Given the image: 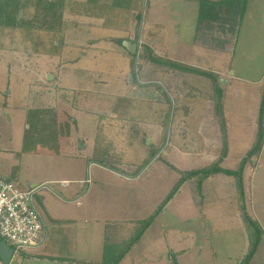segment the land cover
<instances>
[{
	"label": "rangeland",
	"instance_id": "obj_1",
	"mask_svg": "<svg viewBox=\"0 0 264 264\" xmlns=\"http://www.w3.org/2000/svg\"><path fill=\"white\" fill-rule=\"evenodd\" d=\"M127 1V8L139 4L137 0ZM239 3L242 0H228L222 6L229 11L224 22L206 7L199 30L198 3L180 2L177 9L163 11L159 1L148 0L143 23L136 20L135 41L140 39L141 30L144 37L151 30L156 34L162 30L149 20H173L164 30L168 53L159 48L157 55L211 71L220 66L218 69L225 71L218 78L222 112L217 108L210 78L165 69L143 50L137 65L136 58L131 65V58L124 55V40L119 37L128 18H117L128 10L112 9L102 30L81 27L87 25V18L70 17L62 30L63 45L57 42L60 35L53 31L34 28L29 35L25 28H0V170H8L0 175L23 189L45 184L61 197L76 198L88 192L81 199L83 205L98 207V212L89 208L77 214L100 221L77 231V238L80 245H88L87 252L93 249L92 256L100 252L99 260L82 264H101L103 258L104 264H241L250 248L245 211L264 232V147L245 167L243 194L235 175L195 176L185 181L155 215L182 177L177 170L206 167L224 152L222 166L237 170L255 141L264 83L257 80L264 78V55L246 56V49H236L235 34L218 27L229 21L237 29ZM78 7L95 14L107 10L80 3ZM26 11L32 18L34 7ZM93 38L102 40L91 45ZM53 43L59 44L56 47ZM227 65L231 68L228 72ZM64 93L73 99L70 105L63 103L67 97ZM78 99L84 104L75 102ZM55 107L69 109L65 116L77 118V125H71V137L62 138L61 131L56 130L62 116L50 113ZM35 123L48 129L41 132L43 138L25 143V130ZM105 145L110 151L107 162L115 170L102 171L87 159L92 148ZM97 156L105 158L103 154ZM63 180L69 184H62ZM34 200L46 218L37 195ZM49 203L55 205L53 200ZM71 204L68 212L73 214L76 204ZM152 214L153 224L125 255L138 226ZM124 219L137 223L133 228L126 226L125 232V221L107 230L108 221ZM105 241L110 245L104 246ZM118 258L121 261L115 263ZM12 264H17L16 260ZM251 264H264V233Z\"/></svg>",
	"mask_w": 264,
	"mask_h": 264
},
{
	"label": "crops",
	"instance_id": "obj_2",
	"mask_svg": "<svg viewBox=\"0 0 264 264\" xmlns=\"http://www.w3.org/2000/svg\"><path fill=\"white\" fill-rule=\"evenodd\" d=\"M73 1H77V0H73ZM85 1L86 0H84L82 2H85ZM106 1L107 2H105V1L101 2V6L103 8H105L106 6H109L112 2V0H106ZM137 1H139V4H137L139 6H137L136 2H135L134 4H131L130 8L125 9L128 11H122L124 15L123 14L117 15V18L119 21L121 20V18H124V17L128 18L127 23L125 24L126 26L124 28H122V31H121L122 34L119 36L120 39L124 40V41L129 40L132 42H139L140 41L139 53L142 50L144 51V53L146 52V49L144 47L145 45H150L152 51L156 55L158 54L159 48L161 49V51L165 50L168 53V48H167L168 41L166 39V38H168V35L166 33H164V30H167V27H168L167 24L170 25L173 22V20H171V18H168V20L167 19L165 20V18H163V19L159 18V20H156V21H150L149 20V22H151L152 25H158L162 28V30L160 29L159 31H157V34H156V31H154L155 32L154 33L151 30V31H149V34H147L146 37H144L145 33H143L141 30V32H140L141 34L139 36L140 39L138 41L134 40V38H135L134 34L136 32V29H137L136 20L140 17L139 21L142 20L141 22L143 23V19H142L144 17L143 12L145 11V7H147L148 0H145L146 4H144V6L142 5L143 0H137ZM155 1L160 2L161 9L163 11H167V10L171 11L174 7L177 9V7L180 5V2H183L186 4H193V3L199 4V2H197L195 0H155ZM211 1H221V0H211ZM245 1L246 2L243 4V5H245V7H244V9L241 8L238 19L236 20L239 23V24H237V29H235L233 27H230V28L228 27L225 30H228V33H230V34H232V33L235 34V37L237 39L236 43H235L236 44L235 47H236V49L239 48L241 52H242V48L246 49L248 51V52L245 51V53H244L246 56L249 55V53H252V55L253 54L264 55V0H245ZM198 4H197V10H198L197 19H198V23H199ZM109 9L110 8H108L107 11L103 12L102 14H97V13L95 14L92 11V13L77 14V15H72V16H75L77 18H81V20H83L85 18L88 19V22L86 23L87 25H82L81 27L87 26L88 28L102 30V29L106 28V26H107L105 18H106V16H108L109 12L111 11V9L110 10ZM101 16H103L104 19H102ZM171 17H172V15H171ZM137 25H138V23H137ZM81 27H80V29H81ZM88 31H90V30H88ZM64 40H65V37L63 39V42L61 43L62 45H63V43H65ZM90 40H91L90 42L92 43L91 45H95V43L102 40V38H93ZM55 45L57 47L58 44L55 43ZM124 48L126 49L127 53H131L129 50H127V48L125 46H124ZM126 52H124L125 53L124 55L127 58H131V60H132V55H134V54L131 53L132 55H128ZM157 56H160V55H157ZM134 57L136 58V55H134ZM166 59H169V58H166ZM169 60H172V59H169ZM172 61H175V60H172ZM176 62H178V61H176ZM179 63H182V62H179ZM185 64H187V63H185ZM131 65H132V61H131ZM162 66L167 67L165 69H172L171 67H168V66H164V65H162ZM192 67H194V66H192ZM214 67H215V65H214ZM161 68L162 67H160V69ZM218 68H220V66H216V69L214 71H211V70H207V71H210V72L216 74L217 76L219 75L218 76V78H219V77H222V75L225 71L223 70L224 72H222ZM225 69H227L226 72L231 70V68L228 65L225 67ZM203 70H206V69H203ZM232 74L236 75V72L233 71ZM263 75H264V72H263ZM238 78L242 79L239 76H238ZM263 79H264L263 76L261 78H259V80H257L258 84L263 83ZM242 80H245V79H242ZM82 108H83V106H82ZM72 121L74 122V124L77 125V118H73ZM82 147L85 148V145ZM94 151H95L94 148H92V153L90 154L91 156H88L87 159L89 161H91L92 164H94L93 166H98V168H100V170H102V171L103 170H109V167L104 166L102 164H99L94 160H91L93 157ZM81 158H83V157H81ZM0 172L1 173L8 172V170H6V168L5 169L3 168L2 170H0ZM2 176L9 179L8 176H6V175L4 176V174H2ZM62 184L67 185V184H69V181L63 180ZM37 185L38 184L32 185V187L36 189L34 196L37 195V199L40 201V205L45 208L46 216H47V217L45 216L46 218H44V222H45L44 237H43V239L39 245H37L35 247L22 249L21 251L15 252L13 254L12 259H11L9 264H12L13 262H15V260H16L17 264H82L84 262L90 263L94 259L99 260V258H97V257L99 256L100 249L95 256H92L91 252L93 251V249L91 252H87L88 245H87V248L84 245H80L81 241L77 238V231H81V230L86 229V227H89L87 224L90 222H94L95 220L100 221L99 218H94L93 216L83 217V216H79L77 214L78 211H80V210L85 211V210H88L89 208L95 209L98 212V207H95V208L93 206L90 207V206H88V204L85 206L83 205V202L81 199L82 198L84 199L85 196L88 194V192H86V194H83V195H78L76 198H74V197L68 198L67 196L66 197L58 196L52 188L46 186L45 184H43V186H39V185L37 186ZM89 188H88V190H89ZM43 190H47L48 193H51V194L55 195L56 197H54L53 195L47 196L48 193L44 192ZM52 197H53V199H52ZM54 198L55 199L57 198L60 201V203L56 202L54 200ZM52 200H53V203L55 205H51L49 203V201H52ZM71 203L76 204V211L73 214H70L68 212L70 210L69 205L73 206V204H71ZM82 205H83V207L79 208V206H82ZM124 221H125V223H124L125 227H124L123 232H125V229L127 230L126 226L133 228L134 225L137 223V220L126 221V219H124L123 221H113L114 223L111 221H108L110 223L106 225L107 230L110 229L111 227L115 226L116 222H124ZM150 226L145 230V232L142 234V236L140 237V239L136 243H134L128 250H125V252H126L125 255L131 251L133 246H136L139 243V241L145 235L146 231L150 228ZM137 230H138V228H137ZM107 232H106V237H107ZM108 235L111 236L110 231L108 232ZM112 241H113V239L109 242H112ZM130 242L131 241H129V243ZM106 245L109 246L110 244L105 241L104 246H106ZM128 246H129V244L127 245V247ZM104 253H105V251L103 249L102 253H101V257H104ZM93 257H96V258H93ZM118 261H121V259L120 260L118 259ZM100 263L101 264L105 263L104 258L101 259ZM0 264H4V262L2 261L1 258H0ZM108 264H110V262Z\"/></svg>",
	"mask_w": 264,
	"mask_h": 264
},
{
	"label": "trees",
	"instance_id": "obj_3",
	"mask_svg": "<svg viewBox=\"0 0 264 264\" xmlns=\"http://www.w3.org/2000/svg\"><path fill=\"white\" fill-rule=\"evenodd\" d=\"M195 1L199 2V23L197 26L198 30L201 28V21L203 20V15H204L207 8H210V12L213 11L212 12L213 15L215 13H218L216 15H219L220 17H222L221 21H223L225 19L226 14H228V12H229L228 9L222 7L224 4H226V1H228V0H221V1L195 0ZM230 1H234V0H230ZM245 2H246L245 0H242V3H239L240 8L244 9L245 5H243V4ZM79 3L83 4L85 6H88L87 8H94V9L95 8H101V9L103 8L101 6L100 0H86L85 2L73 1V0H0V28L2 30H4L5 28H7V29H9V28H11V29H23V28H25L29 35L32 34V29H34V28H37L38 30L42 29V30H46V31H53L54 33H58V35H60V37L58 38L57 41L58 42L61 41V43H62L63 42L62 30H64L65 27L68 26V23L71 21L70 17L72 15L87 14L88 13V11H86V10L81 11L79 9L81 7V6L78 7ZM128 3H129V1H127V0H112L111 4L109 6H106L105 8L106 9L110 8L111 10L112 9H124L125 10L127 8L126 5ZM66 4H70L73 7H70L68 9ZM31 6L34 7V13L31 16L32 18L27 17V13H26L27 8H29ZM105 8H103V9H105ZM93 13H94V11H93ZM223 22H221L218 25V27H222L223 30H225V28L231 27L229 21L227 22V25L224 24ZM139 24H140V21H139ZM53 46H56V45L53 43ZM144 47L146 49L147 57L152 62H154L156 64L168 66V67H171L172 69L180 70L183 72H189V73H193V74H198V75H202V76L210 78L213 82V86H214V90H215L214 92L216 93L214 95H215V98L217 100V108L219 109V111L222 112V95H221L220 87L218 86V76L216 74H214L210 71H207V70H203L201 68L192 67L191 65H188L185 63H179L176 61L166 59V58L161 57V56H157L152 51L150 45H145ZM127 54L132 55L131 53H127ZM134 58H135L134 55H132V66H134V60H135ZM263 82H264V79H263ZM64 94H67V93H64ZM63 99H64V97H63ZM72 101H73V99L69 97V94H67L66 100L64 99L63 103L70 105V103ZM78 101L81 102L82 100L78 99L75 102H78ZM80 104L83 105L84 102L82 101ZM72 107L73 106H71V108ZM51 111H50V113H52V114L55 113V115L58 117L62 116L61 118L58 119V122H57L59 129H56V130L61 131V133H59V135L62 138L65 136L71 137L73 134V132L71 131V125L74 122L72 121V118L70 119L68 116H65V115L70 114V112H69L70 110L69 109H63L62 111H60L59 109L56 108V109H53L54 112L53 111L51 112ZM221 115L222 114H220V116ZM56 116H54V117L56 118ZM39 126L40 125L35 123L32 126H29V128H27L25 130V137H24L25 143L27 141H30L33 139L39 140L40 138H43L41 135V132L45 133V129H48V126H46V127L42 126L41 128ZM42 128H44V129H42ZM58 140H59V136L57 137V141ZM68 143H70V142L68 141ZM28 144H30V143H28ZM37 144H39V143H37ZM42 144H46V142L42 143ZM57 144L59 145L60 142H57ZM263 146H264V83H263V90H262V99L260 102L258 119H257L256 138H255V141L253 142L251 148L249 149V151L241 159L239 168L237 170H229V169H226L222 166V162H223L224 158L226 157L225 152L222 155L218 156L213 161V163H211L210 165H208L206 167L200 168V169H194V170H189V171H180V170H177V168H175L174 166H172L177 171H179V173H181L182 177L173 186L171 191L166 195V197L164 198V200L162 201V203L160 204L158 209L155 211V215H156V213L161 211L165 207V205L175 196V194L179 191V189L181 188V186L183 185V183L185 181H187L188 179L193 178L195 176H197V177L200 176L201 178H207L210 175L219 174V173H225L228 175H235L238 178V185H239L240 192L243 194L244 186H243V179L242 178H243V172L245 170V167L247 166L248 162L255 161L259 157V155L263 149ZM107 148H108V146H106V145L103 146L102 149H99V147L97 146L95 151L93 152V157L91 160H94L99 164H102L104 166H107V167L115 170L116 168L107 162L108 157L110 156V151H108ZM97 154H103V155H105L104 156L105 158H98ZM117 170L119 171V169H117ZM244 209H245V207H244ZM155 215L152 214V216L144 219L140 223V225L138 226V231H137L136 235L133 237V239L131 240V242H130V244L126 250H128L134 243H136L140 239V237L145 232V230L152 224ZM244 220H245L246 230H247L248 234H250V236H249L250 248H249V251L246 254L244 260L241 262V264H251V260L253 259L254 255L256 253L257 247L260 243V239L262 238V235L264 232H263V228L261 227V225L254 218H252L250 215H248L246 211L244 212ZM11 247H13V246H11ZM19 251H21V250H19ZM14 253H15V248H14ZM121 256L119 258H121ZM118 259L115 261V263L118 262Z\"/></svg>",
	"mask_w": 264,
	"mask_h": 264
},
{
	"label": "built area",
	"instance_id": "obj_4",
	"mask_svg": "<svg viewBox=\"0 0 264 264\" xmlns=\"http://www.w3.org/2000/svg\"><path fill=\"white\" fill-rule=\"evenodd\" d=\"M35 191L0 175V238L15 252L39 245L44 237L45 222L34 200Z\"/></svg>",
	"mask_w": 264,
	"mask_h": 264
},
{
	"label": "water",
	"instance_id": "obj_5",
	"mask_svg": "<svg viewBox=\"0 0 264 264\" xmlns=\"http://www.w3.org/2000/svg\"><path fill=\"white\" fill-rule=\"evenodd\" d=\"M139 42H132L129 40L124 41V46L129 50L132 54L136 55V63L137 65V59H138V54H139ZM51 78V76L49 77ZM14 254V248L11 247L5 240L2 238L0 239V258L4 262V264H9L12 256Z\"/></svg>",
	"mask_w": 264,
	"mask_h": 264
}]
</instances>
